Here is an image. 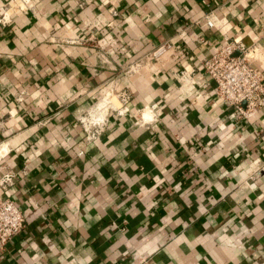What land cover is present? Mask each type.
<instances>
[{"label": "crops", "instance_id": "0c3cea01", "mask_svg": "<svg viewBox=\"0 0 264 264\" xmlns=\"http://www.w3.org/2000/svg\"><path fill=\"white\" fill-rule=\"evenodd\" d=\"M8 1L0 196L24 222L0 264H264V105L238 116L203 67L236 39L264 74V0ZM110 86L129 110L87 142Z\"/></svg>", "mask_w": 264, "mask_h": 264}, {"label": "built area", "instance_id": "2783aa9c", "mask_svg": "<svg viewBox=\"0 0 264 264\" xmlns=\"http://www.w3.org/2000/svg\"><path fill=\"white\" fill-rule=\"evenodd\" d=\"M26 4L31 6L32 1L10 0L4 5V11L13 8L18 10ZM206 22L212 24L210 19ZM169 47L170 42L157 46L151 52V57H160ZM260 54L258 46L253 43L227 39L203 59L204 70L216 82L217 97L227 102L240 117H247L264 105V74L253 64V59L260 57ZM129 100L128 90L107 87L93 108L80 116L86 141H96L109 111L117 114L127 112ZM13 176L14 173L9 170L3 172L0 175V186L4 187ZM23 222L24 215L15 201L0 196V244H4L8 238L19 232Z\"/></svg>", "mask_w": 264, "mask_h": 264}, {"label": "bare ground", "instance_id": "6f19581e", "mask_svg": "<svg viewBox=\"0 0 264 264\" xmlns=\"http://www.w3.org/2000/svg\"><path fill=\"white\" fill-rule=\"evenodd\" d=\"M15 5V4H14ZM3 151H1V148H0V155L2 154Z\"/></svg>", "mask_w": 264, "mask_h": 264}]
</instances>
